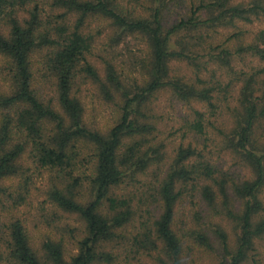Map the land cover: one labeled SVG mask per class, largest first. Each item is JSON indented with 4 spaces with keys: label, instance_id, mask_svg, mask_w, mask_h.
Segmentation results:
<instances>
[{
    "label": "trees",
    "instance_id": "trees-1",
    "mask_svg": "<svg viewBox=\"0 0 264 264\" xmlns=\"http://www.w3.org/2000/svg\"><path fill=\"white\" fill-rule=\"evenodd\" d=\"M257 22L264 0H0V264H196L203 253L211 264H261L264 27L248 28ZM105 30L113 49L145 43L139 77L114 50L98 55L101 66L92 59ZM180 61L190 76L173 72ZM90 89L115 112L106 131L88 119ZM162 92L187 108L179 129L162 126ZM34 169L54 172L56 216L84 223L75 254L64 236L34 244L18 213Z\"/></svg>",
    "mask_w": 264,
    "mask_h": 264
},
{
    "label": "rangeland",
    "instance_id": "rangeland-1",
    "mask_svg": "<svg viewBox=\"0 0 264 264\" xmlns=\"http://www.w3.org/2000/svg\"><path fill=\"white\" fill-rule=\"evenodd\" d=\"M93 26L95 27V25ZM262 27H264V24L261 22L248 25V28L251 30H256ZM107 33H109V30H105V34L97 41L94 48L95 55L92 59L98 66H101L98 55H105L107 53L111 56L113 55L112 52L114 50L118 65L124 66L126 73H130L131 77H139V62L136 63L134 60L142 58L146 54L145 43L136 38H128L113 49L110 45L105 44ZM192 42H195L194 39H192ZM171 47H176L175 41L171 42ZM172 68L173 72L177 74L190 76L192 72V69L184 61L173 62ZM86 101L88 119L93 121L98 127L102 128V130H108L116 119L113 108L105 104L101 105V102L95 96L94 89L89 90ZM154 105L156 111L162 113L165 112L166 114L167 123H164V121L162 126H165L166 124L179 129L181 122H183V116L187 112L186 107H184L177 100L173 99L168 92L160 93L159 96H157ZM180 137L181 136L172 137L171 143H167V160L174 156V149L181 141ZM221 161L224 162L226 167L231 164L230 156H226L225 154L222 155ZM27 164H31V162H27ZM34 170V183L27 203L19 208L18 213L20 217L24 220L34 244L40 245L47 236H52L57 239L64 236V239L67 242L66 245L67 250L69 251L68 254L77 253L78 241L85 235L83 221L76 215L64 214L62 212H58L60 215L58 217L56 216L55 210L57 209H55L47 198V190L51 185V178L54 172L48 169ZM61 224L67 226V231L58 229V225ZM223 225L231 232L233 227L231 223L224 220ZM68 228L73 229L72 234L69 233ZM259 253L261 257V264H264V243L260 247ZM208 254L209 253L201 254V258L196 261V264H211L212 258ZM120 260L122 261L123 257ZM124 260V262H127L126 258H124ZM131 261L132 263L129 264H153L151 260L145 256L140 257V259L137 260L133 257Z\"/></svg>",
    "mask_w": 264,
    "mask_h": 264
}]
</instances>
